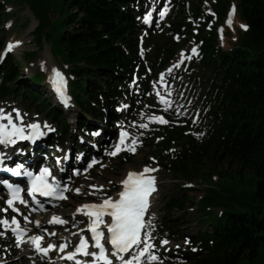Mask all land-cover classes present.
<instances>
[{"label":"trees","instance_id":"trees-1","mask_svg":"<svg viewBox=\"0 0 264 264\" xmlns=\"http://www.w3.org/2000/svg\"><path fill=\"white\" fill-rule=\"evenodd\" d=\"M59 1L62 8L58 18L49 21L34 16L38 24L33 40L38 47L26 52L25 57L32 60L50 44L53 56L68 66L76 106L72 113L81 132L91 129L95 121L117 117L115 109L121 99H136L130 88L135 73L143 75L152 70L156 74L170 64L172 55L189 38L201 43L199 66L212 72L203 97L208 135L195 141L185 133L187 125L160 127L149 142L151 154L176 179H192L197 167L217 164L222 158L248 173L228 176L222 187L207 186L196 204V221L211 230L191 234L183 218L171 215L173 211L184 212L189 202L194 203L184 188L178 192L180 196L163 203L159 229L173 240L187 242L186 249L169 254L172 259L193 264H264V0H209L217 17L212 24L213 16L203 10L202 0H175L170 26L164 34L151 36L153 53L146 60L141 53L144 26L140 15L148 0ZM230 1L236 2L247 29L233 48L225 50L217 25L223 23ZM33 2L39 11H49L47 0ZM70 5L79 12L70 11ZM8 16L0 5V26ZM175 34L178 40L173 39ZM22 65L9 56L1 66L0 96L18 97L28 109L51 120L58 133L50 145L73 134L69 113L53 105L33 84L16 83L23 76L19 71ZM32 80L41 85L44 75L36 73ZM143 87L150 89L147 83ZM175 144L187 152L166 160L168 149ZM116 161L128 163L131 156L124 153ZM207 171L205 176L211 175ZM218 205L222 212L208 222L210 208ZM191 247L198 252L189 251Z\"/></svg>","mask_w":264,"mask_h":264},{"label":"rangeland","instance_id":"rangeland-1","mask_svg":"<svg viewBox=\"0 0 264 264\" xmlns=\"http://www.w3.org/2000/svg\"><path fill=\"white\" fill-rule=\"evenodd\" d=\"M167 1L171 5V0ZM195 2H197V0H195ZM152 4L157 5L156 0H152ZM0 5H4L5 10L9 15L6 18L5 23L0 26V54L3 48L9 43L14 44L13 49L10 51L11 57L15 60L18 59L22 61L23 64L22 69H19V71L23 72V76L20 77L16 83L19 84V82H24L26 84H33L35 88H38L47 98L50 99L47 87L44 83H47L53 68H61L65 70L68 66L64 65L59 58H54L50 44H45L32 60H28V58L25 57V53L38 47L36 41L33 40V30L38 23L34 16L38 17V20L48 18L49 21H53V19L59 17L58 11H61L62 8L60 1L51 0V7H49V1L47 0L46 6L49 9L47 13L35 8L33 0H0ZM202 6L203 10H209L212 8L209 0H202ZM229 6H236V2L230 1ZM68 9L77 13L79 12L73 5H70ZM234 18H231L233 23L231 26L224 25V35L222 34L219 40L220 45L225 50L231 49L243 36L244 27H242V25H245V22L241 20L239 15H235ZM226 20L227 19H225L224 23H226ZM26 22H29V24L25 26L24 23ZM149 36L150 35L148 34L146 37L148 41L150 39ZM17 41L20 43L17 44ZM187 42V45H182L178 52L172 55L173 59L170 66L165 67L164 71L161 72L164 74L163 78H161L160 74V76L153 79L151 82L152 88H159L161 94L157 96L155 94L152 95V93L151 96H148L146 99L140 98L135 105H131L130 110L126 109L123 111V113H126L127 115L125 116L121 128H123L128 134V147L125 148H127V151L130 153L131 161L122 164L116 160L112 161V157L107 154L110 153V149L114 144L115 132L117 131L115 127H111L112 125L110 122L107 125L108 130L100 129L101 134L93 135V133H96L97 131L90 133L91 137L87 139V143L96 147L94 151L99 152V163L96 167H92L89 173L81 174L79 177L74 178L71 186V198L68 201L61 202L58 206L50 209L43 218L41 217V227H46L50 214L54 212L68 220V225L60 230V236L68 235L71 237L78 229H68V226L71 227V224L78 223L80 228H83L84 225L80 224L82 223L83 218L75 215L76 208L79 204L91 200L99 201L102 197L116 194L120 189V181L127 171H141L145 166H151L156 169V176L160 184V190L157 194L158 198L154 202L151 210V227L148 228V231L151 233L150 243L155 245V247L150 248V253L157 254L154 251H157L159 254L162 252L164 253V251L166 252L169 248L173 249L180 247L183 243L182 241L176 242L162 237L163 234H161L158 229L159 218L161 216V206L168 198H171L174 195L180 196L181 194H178V192L182 191L181 189L183 188L188 190H186L188 196L194 201V203L189 202L187 204V209H185L184 212L173 211L171 215L173 217L183 218V222H186V225L190 227L189 232L191 234H196L201 229L211 230L209 225L197 223L196 221V218L199 217L196 204L200 198L204 196L205 190L208 188L207 186L214 188L222 187L228 176L242 173L247 174L248 171L244 170L241 172L235 163L230 162L227 158H222L218 160L217 164L213 165L212 163V165L208 167H197L195 169L196 172L194 173L195 176L192 179H176L170 171L163 168L160 163L155 161L151 155V148L148 145L149 135L156 134L158 130V128L155 127V124H157L156 119H149V117H159L162 115L169 118L168 123L160 124V126L165 127L172 123L176 124V119L178 118L188 119L192 117L194 119V128H190L189 131L195 134V138L198 140L205 135V132L202 131L201 127L204 126L207 118L206 116H201V111L203 109V96L209 87V79L211 78L212 72L201 68L198 65V62L193 64L194 59L192 57L190 59L187 58L182 64L179 62V59L181 58V50H186L184 57H189L191 56L189 50L192 47L200 48V44H197L192 38ZM143 47V50L148 54L149 58L150 54L153 53V43L146 42ZM169 68L172 69V72L170 73L167 70ZM36 73L44 74L43 84H34L32 79ZM164 82H168V86L165 87ZM162 95L165 97L164 101L168 102L167 104L162 102ZM125 103L130 104L129 101H126ZM3 106L8 108L23 107L27 111L26 114L28 116L34 119H41L44 123H49L45 116L36 114L34 109L27 110V107L21 104L20 98L18 97L0 96V107ZM75 109L76 107H74V110ZM70 113L71 114L68 118L71 127L74 130L73 134L69 135L67 139L71 142L70 149L63 139L55 145L57 152H62L63 156L68 158L69 166L66 169L68 172L70 171V165L76 167L78 164L75 157V136H79L75 117L72 112ZM142 124L147 125V127H140ZM100 125L101 124L98 123V127L102 128ZM53 130H56L55 126ZM54 133L55 132H53V134L51 133L52 136ZM51 134L47 137L49 140L52 139V136L50 137ZM85 147H87V145ZM128 148H135V151H129ZM45 149L48 151L50 148L46 146ZM49 152L54 154V150ZM174 152V149L170 150L165 159L169 160L175 158ZM101 165H103V167H101ZM207 170H209L211 175L205 176L208 172ZM91 185H103V188H93L90 187ZM75 189H80V191L76 192ZM3 203L4 200L1 199L0 204ZM222 210L223 207L221 205L210 208L208 215L206 216L208 222H211L217 217ZM3 217L4 216L0 214V219H3ZM56 238H58V236ZM10 239V235L2 230L0 224V264H49V261L46 259L39 260L38 258L35 259V257H32V254L28 249L18 250L14 247ZM163 240H167L168 243H161ZM46 242H48V240H46ZM52 259L58 261L55 257H52ZM170 259L171 258L168 256H164L163 259L160 257V260L158 259L156 261H150L147 258L144 264H193L190 262H183L180 259H174L170 262L168 261ZM34 261H36V263H34Z\"/></svg>","mask_w":264,"mask_h":264},{"label":"snow or ice","instance_id":"snow-or-ice-1","mask_svg":"<svg viewBox=\"0 0 264 264\" xmlns=\"http://www.w3.org/2000/svg\"><path fill=\"white\" fill-rule=\"evenodd\" d=\"M234 7L229 12V18L226 21L229 25L232 23V14L234 12ZM166 11H161L160 15H166ZM214 15V14H213ZM151 13H148L145 17L146 20L150 22ZM242 27H247L246 25H242ZM222 33L223 29H219ZM178 38V37H177ZM20 43L19 41L16 42ZM14 47V44L9 43L6 46L4 55H7ZM191 53L193 55L197 54V48L193 47L191 49ZM181 57H184V52L181 50ZM2 58V57H0ZM191 58V56L187 57ZM171 71V69H169ZM163 73H161V78H163ZM54 83L56 85V92L61 96L64 102L67 104V97L64 95V78L62 73L59 71H55V79ZM162 102L167 104V101ZM16 113L18 119L23 121V116L20 114L18 109H13ZM149 119H156L160 123H167L163 117H149ZM7 120V123L0 122V144L3 145H15L17 140L14 137H19L20 139H28L30 137H26L24 135L23 126H18L13 119V115L11 112L4 113L2 109H0V121ZM30 127L34 130L39 129L38 124H32ZM140 127H147V125L142 124ZM99 132L93 133V135H99ZM128 134L124 131L120 133V141L114 147V150L108 155H116L118 151L121 150V145L124 147H128L124 144ZM135 142V141H133ZM129 151H135V148H128ZM2 155L0 154V164H2ZM97 163L95 159H93L88 167H91L92 164ZM103 167V165H101ZM23 165H17L15 169H4L6 171L13 172L15 175L21 174V169ZM87 169H85L86 171ZM155 171V169H150L147 166L143 169L142 172H134L129 171L127 177L124 178L120 183L123 185V190L119 192L118 199H113L111 197L105 198L99 204H85L82 205L78 211H83L84 209H93L94 211L85 213L86 215H90L95 217L91 224L92 231V239L95 241V248L99 251H91L87 250L88 243L84 238H81L80 245L76 248L75 253H69L68 259H74L76 253H83L85 256L95 257L96 260L93 261V264H97L98 261L103 262V264H113L111 257L108 255V250L105 247V243L102 242V238L104 237V232L99 230V225L104 224L105 221L103 217L107 215L110 217V223L106 225L107 232L109 233L108 243L111 244L112 249L116 255L119 253H130L133 247H139L143 244V248L140 251L139 255L133 256L131 259H125L124 256H119L122 264H139V260L141 256H144L145 253H148V259L150 261H156L159 259L154 253H150L149 249L155 247V245L151 244V233L147 231L148 228L151 227V222L147 221L145 218L149 215L150 209V197L153 192L156 191L155 188V177L146 176V173ZM26 175H32L31 173H24ZM49 169L44 167L40 169V175L35 176L32 180L31 187L27 190L29 193L35 195L36 193H41L43 196L56 197L57 199H66L64 196L65 189H62L58 186H53L49 184L45 179L46 175H49ZM9 189V199L6 203L9 207L12 208L13 211L19 212V209L15 207V202L18 200L21 204H26L27 202L23 199L22 189L19 186H13L8 184L7 181L3 182ZM90 187L103 188V185L96 186L91 185ZM76 192H79L80 189H75ZM37 204H40L37 201ZM42 207V205H41ZM0 211L7 212L8 209H0ZM24 219L27 220L28 217L24 216ZM48 223H66L63 219L53 216ZM0 224L4 225L5 228H11L12 224H15L16 227L12 228V231L17 234V239H20V234L24 231L20 227L19 220L15 216L12 217L11 223L7 219V217L0 219ZM39 224V222H37ZM49 235H53V233H49ZM42 239L40 236H36L32 238L33 244L36 247V250L41 253H47L50 249L55 247V245L49 244L46 248L41 247L39 241ZM163 244H167V240L161 241ZM65 245L61 244L60 248L63 249Z\"/></svg>","mask_w":264,"mask_h":264},{"label":"bare ground","instance_id":"bare-ground-1","mask_svg":"<svg viewBox=\"0 0 264 264\" xmlns=\"http://www.w3.org/2000/svg\"><path fill=\"white\" fill-rule=\"evenodd\" d=\"M54 71V70H53ZM7 152V151H6ZM118 195V194H117ZM3 196V194L2 193H0V198ZM156 196H158V195H156ZM37 230V229H36ZM27 255V254H26ZM25 257V256H24ZM39 262V261H38Z\"/></svg>","mask_w":264,"mask_h":264},{"label":"flooded vegetation","instance_id":"flooded-vegetation-1","mask_svg":"<svg viewBox=\"0 0 264 264\" xmlns=\"http://www.w3.org/2000/svg\"><path fill=\"white\" fill-rule=\"evenodd\" d=\"M190 153H192L193 155H195V154H196V152H190Z\"/></svg>","mask_w":264,"mask_h":264}]
</instances>
